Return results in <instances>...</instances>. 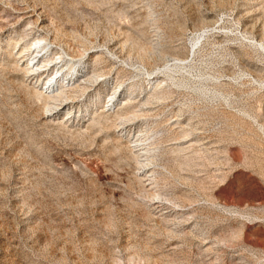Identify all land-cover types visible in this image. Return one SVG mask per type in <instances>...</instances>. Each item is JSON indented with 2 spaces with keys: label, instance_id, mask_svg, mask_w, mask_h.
Segmentation results:
<instances>
[{
  "label": "rangeland",
  "instance_id": "374dc122",
  "mask_svg": "<svg viewBox=\"0 0 264 264\" xmlns=\"http://www.w3.org/2000/svg\"><path fill=\"white\" fill-rule=\"evenodd\" d=\"M0 264H264V0H0Z\"/></svg>",
  "mask_w": 264,
  "mask_h": 264
},
{
  "label": "bare ground",
  "instance_id": "6f19581e",
  "mask_svg": "<svg viewBox=\"0 0 264 264\" xmlns=\"http://www.w3.org/2000/svg\"><path fill=\"white\" fill-rule=\"evenodd\" d=\"M52 47L53 46L48 42H44V43L41 42L38 44V47H35V48L30 50L32 53V61H34L33 62L34 66L28 65V67H27V69L30 73L34 72V70L39 67L41 62L44 61L45 57L52 50ZM59 59H62V61H64V63L60 64L61 62L58 61ZM59 59L52 61L53 65H54L53 67H55L57 71L48 80V82L44 84V86L42 88V92L48 96H52L53 94H57L59 91H61V89L63 88V82L73 81L74 80L73 77L77 73L76 71H77L78 66H76L75 62L67 59L64 56L60 57ZM67 65H68V68L66 70L64 67ZM45 67H49V64H46ZM168 67H169L168 69H169L170 73H173L176 71H183V70L189 71L187 68H185L184 66H182V64H179V63H174L172 66H168ZM66 72H67V74H66ZM198 88L201 91H205V89H203L201 87H198ZM57 105H58V103H57ZM59 105H61V104L59 103Z\"/></svg>",
  "mask_w": 264,
  "mask_h": 264
}]
</instances>
